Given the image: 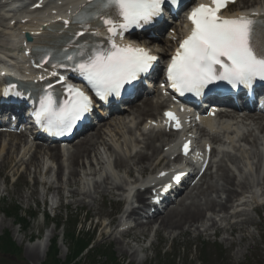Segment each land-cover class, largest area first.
<instances>
[{
  "label": "bare ground",
  "instance_id": "1",
  "mask_svg": "<svg viewBox=\"0 0 264 264\" xmlns=\"http://www.w3.org/2000/svg\"><path fill=\"white\" fill-rule=\"evenodd\" d=\"M83 1L73 0L61 9L60 14L66 15L73 12ZM253 6L256 8L253 13L264 17V0H243L242 5L238 6L232 17L246 15V10ZM36 21L37 19L34 18L31 20L32 23L19 25L18 29L33 27V23ZM48 22L47 19H44L41 21V24H47ZM50 25L57 27L58 23L54 22ZM103 31H98V33L103 35ZM3 33L5 37L0 36V50H2V53L7 52L14 55L17 59H21L24 50L22 51L20 48L19 36L14 32ZM48 40H50L49 36L40 39V41ZM168 43L166 42L165 45L168 46ZM162 51L164 52L165 50L163 49ZM163 52L162 54H164ZM161 59L162 56L160 57ZM18 70L19 75L28 72L23 67ZM34 73L40 77H45L43 71H34ZM140 103H145L146 106L137 109L138 115H146L161 108V106L153 105L146 100ZM128 108L132 110V107ZM206 127L216 135H212L209 139L212 144H224V139L221 138L220 134L214 132V125L207 124ZM228 130H232L233 132ZM244 131L243 129L241 130L242 135L237 141L238 145L232 146L233 152L223 153L221 160L216 164L215 173H210L211 167L209 166L196 186L197 196L190 197L191 204L188 207H184L185 203L181 201L180 209L171 211L166 221L163 220L160 222V225H163L161 228L167 231L166 238H169L175 232H180V234L199 232V236L200 234L207 235L212 230L226 232L227 228H229L233 232L243 233L239 239L240 243L244 238L250 236L247 231L248 226L254 225L257 229L261 228L260 223L253 220L249 210L258 204L257 198L253 195V186L250 181L255 182L256 180V187L259 189L262 199H264V177L260 178L257 174V169L264 162L261 155V150H264V128L259 130V135H250V133L246 135ZM224 132H228V134L238 133L237 129L233 127L224 128ZM135 133L131 129H125V134L129 138L124 133L115 132V135H111L108 140L103 139L105 132L99 129L90 142H82V146L70 155L69 169H67L66 174L68 178L66 181L62 178L64 175V167L59 162L58 152H51L48 159L56 165V168L48 165L47 160L36 153H33L26 163L20 164L17 159L19 156L23 157L25 151L17 143L2 144L0 142V154L4 152V149H8L6 154L9 156L10 150H14L13 159L11 160L14 167L23 166L25 174H32L36 184L40 182L42 187L40 191L36 184L33 185L26 200L41 201L44 204L49 203L51 209L58 211L63 208V200L66 199L68 200L66 204L67 208L73 206H76V208H84L90 219H111L108 224L100 222L97 225V227L102 228V232L109 230L108 237L111 238L115 235L116 229L119 227V218L115 220L113 218L114 213L102 209L101 206L103 204L100 205L97 201L99 199L103 201L104 198H115L118 200V204L128 206L136 205L137 207L131 213L133 218L144 213L147 208L145 195L141 192H135L129 200L124 196V193H126L125 185L136 184L140 181V178H144L146 173L154 171L155 167L152 159L156 155H161L165 148L163 145L166 142L162 140L164 134L149 132L140 135L143 141H139L136 137L133 139ZM86 140L87 136L82 141ZM157 142L161 144L158 146ZM226 142L232 145L234 139L228 137ZM132 143L137 146L133 155L130 153L135 149L130 148ZM244 144L250 148L248 150H241ZM123 149L125 150L124 152H122ZM91 153L93 156H90ZM213 154L214 151L212 152ZM111 159L114 160V170L118 174L115 177L104 172L107 161ZM226 163H229V166ZM247 166L248 170L246 172L245 167ZM0 174L4 175L3 167H0ZM253 176L256 179H253ZM41 177L43 178L39 180ZM99 177H102L101 181L97 180ZM89 181H92V186L90 184L91 188L89 187ZM1 192L2 187L0 186ZM242 200L244 201L242 202ZM255 212L258 211L255 210ZM232 219L240 220L231 223L230 221ZM154 220H157V218ZM0 223L1 230L3 226L2 222ZM224 223L225 226H221ZM145 230V226L139 225L137 230L121 234L119 237L120 240L114 237V244L120 251L121 256L132 252L131 256L136 259L137 255L144 251V247L141 246V236L144 235ZM52 234L53 230L47 235V239L52 237ZM124 237L130 238L129 241H123ZM42 246V243H40L29 247L26 258L33 262L39 258L40 251H42L41 259H43L46 248ZM137 260H140V258Z\"/></svg>",
  "mask_w": 264,
  "mask_h": 264
},
{
  "label": "snow or ice",
  "instance_id": "2",
  "mask_svg": "<svg viewBox=\"0 0 264 264\" xmlns=\"http://www.w3.org/2000/svg\"><path fill=\"white\" fill-rule=\"evenodd\" d=\"M177 2L100 0L95 19L99 21L98 27L106 28L111 47L92 51L86 59L73 64V70L80 74L100 100L106 101L110 96H118L126 84H131L141 74L147 73L157 59L144 48L133 47L131 44L118 45L116 38L123 39V34L129 29L151 23L161 15L165 4ZM228 2L212 0L213 6L200 4L190 13L188 19L192 24L191 32L180 43L167 69L171 87L181 94L193 92L199 95L209 84L220 80L246 87L251 86L254 80L264 81V21L258 22L245 15L221 17L219 13ZM77 19H80V15ZM64 23L68 24L69 21ZM64 58L73 60L71 55ZM67 92L68 99L60 107L51 92L40 100L36 117L46 121L49 130L56 127L70 131L76 121L92 110V99L80 88L68 85ZM165 115L170 121L176 122L177 128L180 127L172 112ZM184 150L187 154L188 144L184 145ZM175 179L178 182L180 176Z\"/></svg>",
  "mask_w": 264,
  "mask_h": 264
},
{
  "label": "rangeland",
  "instance_id": "3",
  "mask_svg": "<svg viewBox=\"0 0 264 264\" xmlns=\"http://www.w3.org/2000/svg\"><path fill=\"white\" fill-rule=\"evenodd\" d=\"M4 159H5L4 156L0 158V160H4ZM3 183L4 185H2ZM32 183H33V180H32V176L30 175L27 176V175L20 174V179L15 185H10L7 180L4 182L3 178L0 177V186L1 187L3 186L2 192L0 193V213L3 210L7 209V205H8L12 207H18L19 209H22L23 211L28 212V214L30 215V219H29L30 227L27 231H20L19 232L20 236L12 235V232L16 230L14 219L10 220L11 221V225H10L9 223L10 221L4 217V229L2 230V233L5 230L10 233V235L13 237L14 242H16L15 243L16 246L22 249V255L19 256L18 259L16 260L11 255H6V256L1 255V258L3 259L0 261V264H44L45 261H47V255L43 259H41L42 258L41 251L39 254V258L33 262L29 261L26 258L28 247H32L33 243H40V240L42 238L41 229L39 230L42 224L41 218L38 217L36 219H33L30 213L34 214V212L38 213L40 211H46V210H43L44 207L41 202L39 201L36 202L34 200H29V201L26 200L27 195L30 193ZM75 208L76 207H71L69 211L64 210L63 208L61 209V211H55V212L51 210L49 211L50 213L49 223L50 224L49 225L48 223L46 224L47 226L46 234H49L50 231L53 230L52 236L54 238L58 237V239L61 238V243L58 242V246H57V249H58L57 260L59 264H64L67 261V257L69 256V254L72 253L71 251V239L72 238H70L67 235L64 238L62 229L59 230L57 227H55L56 223L59 222L61 223V225L62 224L65 225L67 227L66 232H70V231L72 232L75 224L77 223L78 230L81 231L80 235L84 237H89L88 235L91 234L90 232L86 234L85 228L87 229V226L85 227L83 226L81 222L83 217L78 216L80 214L78 215L76 214ZM27 209L28 211H26ZM76 210H79V209H76ZM0 218H2L1 214H0ZM254 235H255V241L251 244L252 246L253 244H256V246L253 247L252 252H246L245 256L239 259L241 264H243L246 259L251 260L253 262V263H248V264H257L258 257L260 255L261 256L264 255V250H262L261 248V246L263 245L259 243V234L258 235L254 234ZM37 238L39 240H35ZM225 238H227V236H225ZM189 240L191 242H189ZM170 242L171 241L168 240L166 244L160 247L159 244L164 243V240L159 239L157 241V244L153 245V247L150 248L146 252L148 256L152 258V261L150 262V264H169V262H172L173 260L175 264L176 263L189 264L192 258L194 259V262L192 264H201V262L202 264H219V263L233 264L235 261H237V259H235L234 261H231V257L234 255V253L237 250H244V247L243 249L236 247L234 251L232 250L234 247L229 249V248H226L225 243L224 244L221 243L223 251L224 249H227L226 251L223 252V259L221 260L219 257L218 258L216 257V253L212 248L209 249L208 254L206 256L204 255L205 250L203 249L207 248L206 246H204V244L206 243H203L202 241H196L193 239V237L190 239L186 237H178L177 240L174 241L175 244L173 245L172 250H170L168 254H163V252L167 251ZM108 249H104V250L108 252L109 251ZM111 251L114 253L115 264L123 263L124 259L123 260L119 259L118 252L116 253L114 249H112ZM228 251L229 253H227ZM92 254H93V257L95 258V262L99 264H104L105 260L103 258L100 259L101 258L100 253L94 252ZM189 256H191L192 258ZM82 264H93V262L91 258H87V261Z\"/></svg>",
  "mask_w": 264,
  "mask_h": 264
}]
</instances>
